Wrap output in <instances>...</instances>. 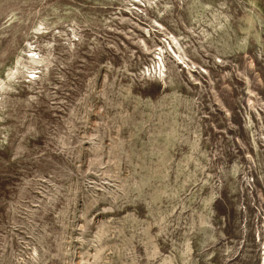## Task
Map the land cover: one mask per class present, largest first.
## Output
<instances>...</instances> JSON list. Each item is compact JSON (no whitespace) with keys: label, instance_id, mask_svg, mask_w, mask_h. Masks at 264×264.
Masks as SVG:
<instances>
[{"label":"rangeland","instance_id":"1","mask_svg":"<svg viewBox=\"0 0 264 264\" xmlns=\"http://www.w3.org/2000/svg\"><path fill=\"white\" fill-rule=\"evenodd\" d=\"M0 264H264V0H0Z\"/></svg>","mask_w":264,"mask_h":264}]
</instances>
